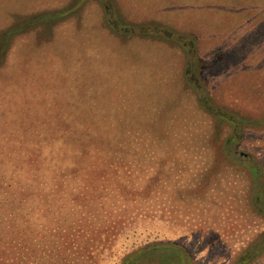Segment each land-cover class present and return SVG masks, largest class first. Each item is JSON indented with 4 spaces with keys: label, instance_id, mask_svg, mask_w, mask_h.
Returning a JSON list of instances; mask_svg holds the SVG:
<instances>
[{
    "label": "rangeland",
    "instance_id": "1",
    "mask_svg": "<svg viewBox=\"0 0 264 264\" xmlns=\"http://www.w3.org/2000/svg\"><path fill=\"white\" fill-rule=\"evenodd\" d=\"M90 179L118 223L87 264L236 260L264 230V0H0L4 193L37 215Z\"/></svg>",
    "mask_w": 264,
    "mask_h": 264
},
{
    "label": "trees",
    "instance_id": "2",
    "mask_svg": "<svg viewBox=\"0 0 264 264\" xmlns=\"http://www.w3.org/2000/svg\"><path fill=\"white\" fill-rule=\"evenodd\" d=\"M58 15L48 14L45 19L54 20L58 18ZM218 117L229 124L232 123L222 115ZM97 157V152L89 153V157L81 158V162H90L93 171L98 172L103 179L106 177L105 173H110L108 179H111L113 183L118 182L116 178H122V172L118 171L117 165H113L112 162L110 165L108 162L101 164ZM248 170L252 179L258 176L259 171L262 172L260 167L248 166ZM84 181L85 184L81 185L82 188L80 187L72 197L64 196V192L62 193L59 187L43 190L48 199L40 207V213L37 215L34 214L37 207H27L22 200H17L18 194L15 193H22L23 188L16 190L13 196H9L4 193L5 188L0 185V264H87V260H90L92 256L93 248L103 240L104 243L108 241L109 235L107 236L105 229H112L118 221H108V219L103 221L94 216L92 212L101 209L105 204V202H99L103 199L101 186L92 184L91 179ZM116 187L119 190L118 194L122 193L130 198L135 192L138 193L133 187L118 184ZM112 192L107 190V194ZM14 198L16 204L11 203ZM250 202L253 210L264 217V192L258 194L257 200L251 199ZM78 212L80 216L86 218L77 220ZM53 214L61 215V220L59 221L55 216L53 218ZM90 217H94V221L85 222ZM94 232L96 235L91 236ZM256 238L264 239V230ZM255 239L246 249L241 250L232 264H250L261 257L263 247L252 251L257 241ZM165 243L170 244V242ZM135 258L134 261H130V264L135 262L137 259ZM125 261L126 258L122 264Z\"/></svg>",
    "mask_w": 264,
    "mask_h": 264
}]
</instances>
